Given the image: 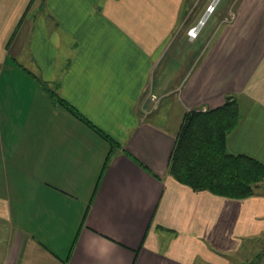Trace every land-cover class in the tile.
Listing matches in <instances>:
<instances>
[{"label": "crops", "instance_id": "1", "mask_svg": "<svg viewBox=\"0 0 264 264\" xmlns=\"http://www.w3.org/2000/svg\"><path fill=\"white\" fill-rule=\"evenodd\" d=\"M183 4L0 0V264H233L264 243L263 186L231 198L168 172L185 112L228 95V150L264 163V0L204 46L174 37Z\"/></svg>", "mask_w": 264, "mask_h": 264}, {"label": "trees", "instance_id": "2", "mask_svg": "<svg viewBox=\"0 0 264 264\" xmlns=\"http://www.w3.org/2000/svg\"><path fill=\"white\" fill-rule=\"evenodd\" d=\"M48 90L55 98L56 93ZM58 100L109 142L108 156L120 146L72 105L63 99ZM240 118V104L234 95H228L225 102L215 108L186 111L168 162V172L177 181L197 191L208 190L239 199L254 196L257 189L264 186V163L254 156L233 153L227 148V136ZM129 155L148 170L137 158Z\"/></svg>", "mask_w": 264, "mask_h": 264}, {"label": "rangeland", "instance_id": "3", "mask_svg": "<svg viewBox=\"0 0 264 264\" xmlns=\"http://www.w3.org/2000/svg\"><path fill=\"white\" fill-rule=\"evenodd\" d=\"M239 2L240 0H185V4L180 10V22L177 25L174 37H178L177 31L180 27L179 33L182 34L184 32L183 34L189 36V29L203 20L205 24L202 26L196 40L200 38L204 46V38L215 31L217 25L222 21L221 18H224L225 21L227 19L231 21L236 18L235 8ZM173 41H176V39L174 38ZM174 46H176V43L173 44ZM262 191L264 192V186ZM80 207L75 204V213L80 210ZM247 243L248 246L246 248L244 247L242 251L240 250V253L234 254L233 264H254V261L258 258L257 253H261L264 249L262 241Z\"/></svg>", "mask_w": 264, "mask_h": 264}, {"label": "built area", "instance_id": "4", "mask_svg": "<svg viewBox=\"0 0 264 264\" xmlns=\"http://www.w3.org/2000/svg\"><path fill=\"white\" fill-rule=\"evenodd\" d=\"M212 10V9H211ZM204 25V21L202 20L201 22H199L197 25L191 27L188 31L189 36L194 39L197 38L200 34V30L202 28V26ZM153 100L156 101V99H158V97L154 94L152 96ZM205 110V109H204Z\"/></svg>", "mask_w": 264, "mask_h": 264}]
</instances>
